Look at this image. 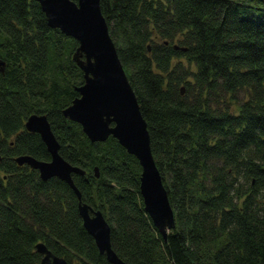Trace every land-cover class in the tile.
<instances>
[{"label": "trees", "instance_id": "16d2710c", "mask_svg": "<svg viewBox=\"0 0 264 264\" xmlns=\"http://www.w3.org/2000/svg\"><path fill=\"white\" fill-rule=\"evenodd\" d=\"M101 8L176 228L164 239L146 212L140 161L113 136L91 142L64 115L85 83L78 41L52 28L36 0H0V264H42L40 243L69 264H111L74 190L16 162L52 159L26 129L33 114L48 116L60 154L85 171L73 174L82 201L102 211L126 264H264V0H101Z\"/></svg>", "mask_w": 264, "mask_h": 264}, {"label": "water", "instance_id": "95a60500", "mask_svg": "<svg viewBox=\"0 0 264 264\" xmlns=\"http://www.w3.org/2000/svg\"><path fill=\"white\" fill-rule=\"evenodd\" d=\"M36 1L41 4L52 28L59 29L79 43L74 59L84 72L85 83L77 88L80 95L64 110V115L82 125L91 142H106L113 136L140 161L145 210L164 239H167L169 232L176 228L174 209L153 155L148 123L111 37L101 0ZM175 47L178 48L177 45ZM0 66H4L1 60ZM25 126L29 132L41 136L52 159L40 161L32 156H21L16 158V162L20 166L29 165L38 170L43 180L57 177L66 182L78 197L84 227L95 239L100 253L106 255L111 264H126L113 249L111 226L102 211L82 201L73 174L85 175V171L60 154L61 145L48 116L33 114ZM95 172L100 177L99 168ZM37 250L44 255L42 264H69L43 243L37 245Z\"/></svg>", "mask_w": 264, "mask_h": 264}]
</instances>
